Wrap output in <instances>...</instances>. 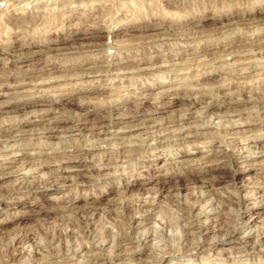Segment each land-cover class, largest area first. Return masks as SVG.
<instances>
[{"label":"rangeland","instance_id":"1","mask_svg":"<svg viewBox=\"0 0 264 264\" xmlns=\"http://www.w3.org/2000/svg\"><path fill=\"white\" fill-rule=\"evenodd\" d=\"M98 253L264 264V0H0V264Z\"/></svg>","mask_w":264,"mask_h":264},{"label":"bare ground","instance_id":"2","mask_svg":"<svg viewBox=\"0 0 264 264\" xmlns=\"http://www.w3.org/2000/svg\"><path fill=\"white\" fill-rule=\"evenodd\" d=\"M237 56V55H236ZM253 60V59H252ZM137 70H139V69H137ZM143 71V70H142ZM145 71V70H144ZM187 98V97H186ZM207 99V102L205 101ZM187 100V102L188 101H190V103H192L193 105H196V104H200V103H203V102H206V104H207V107H211V106H220V105H223V104H225V101L224 100H221V101H219V102H215V101H213V98L212 97H210L209 95H207V94H204V95H202V96H200V97H191V99H186ZM174 102V101H173ZM172 102V103H173ZM162 103V102H161ZM189 103V102H188ZM159 105V104H158ZM157 105V106H158ZM170 105V104H169ZM163 107V106H162ZM119 114V113H118ZM117 115V114H116ZM120 115V114H119ZM149 115V114H148ZM112 116V115H111ZM122 117V116H121ZM150 117V116H149ZM189 117H185L184 119H188ZM117 120H121L120 119V117H117L116 118ZM191 119V118H190ZM40 120H43V119H40ZM64 120V119H63ZM56 121V120H55ZM58 121V120H57ZM56 121V122H57ZM100 121V120H99ZM183 121V120H182ZM35 122V121H34ZM118 122V121H117ZM54 123V122H53ZM111 123L112 122H109V121H106V119H104V120H102L98 125H97V127H96V134H97V136H99V135H102V134H105V133H107L106 131L108 130V128L110 127V125H111ZM57 124V123H56ZM184 124H185V122H184ZM189 124V123H188ZM191 124V123H190ZM183 125V124H182ZM193 125V124H192ZM195 125H197V124H195ZM56 126V125H55ZM208 126H209V124L208 125H202V124H200L199 126H191V125H186V126H184V127H182V134L184 135V137L185 138H188V137H193V136H203L204 135V131L208 128ZM61 127V126H60ZM63 127H65V126H63ZM62 127V128H63ZM10 128H12V127H10ZM77 128V127H76ZM79 128V127H78ZM81 128V127H80ZM53 129H56V128H53ZM61 129V128H60ZM10 130V129H9ZM50 130V129H49ZM12 131V130H11ZM63 131V130H62ZM180 131V132H181ZM200 131H202L201 133H200ZM8 135H9V133H8ZM181 135V134H180ZM16 139V138H15ZM60 139H62V138H60ZM252 142H254V143H256V145H258L259 143V139H252ZM145 144V143H144ZM149 147L151 148V145H149ZM234 180V179H233ZM80 181V180H79ZM78 181V182H79ZM74 183V182H73ZM80 184H81V186H82V184H90L89 182H87V181H80L79 182ZM192 208H193V206H192ZM230 234V233H229ZM258 236V235H257ZM92 245V244H91ZM214 246V245H213ZM91 247V246H90ZM261 249V248H260ZM90 250V249H89ZM101 251V250H100ZM90 252V251H89ZM130 254V253H129ZM104 255V254H103ZM122 255V254H121ZM125 256V255H124ZM92 258H94L95 259V262L93 263V264H104V261L103 260H105V258H103V256H102V254H95V255H93V256H91ZM112 257V256H111ZM108 261V260H107ZM98 262V263H97ZM159 262V261H158ZM161 262V261H160ZM108 263V262H107Z\"/></svg>","mask_w":264,"mask_h":264}]
</instances>
